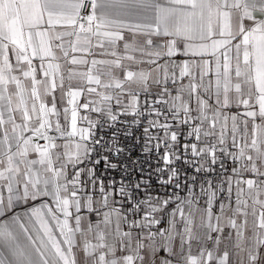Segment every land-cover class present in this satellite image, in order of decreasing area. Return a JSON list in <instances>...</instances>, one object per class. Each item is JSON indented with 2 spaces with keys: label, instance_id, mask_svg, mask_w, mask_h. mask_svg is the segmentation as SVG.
Masks as SVG:
<instances>
[{
  "label": "crops",
  "instance_id": "1",
  "mask_svg": "<svg viewBox=\"0 0 264 264\" xmlns=\"http://www.w3.org/2000/svg\"><path fill=\"white\" fill-rule=\"evenodd\" d=\"M82 2L0 0V264H264V0H96V26ZM150 98L176 116L154 141L239 156L235 201L145 183L139 211L75 170L112 104Z\"/></svg>",
  "mask_w": 264,
  "mask_h": 264
},
{
  "label": "built area",
  "instance_id": "2",
  "mask_svg": "<svg viewBox=\"0 0 264 264\" xmlns=\"http://www.w3.org/2000/svg\"><path fill=\"white\" fill-rule=\"evenodd\" d=\"M81 16H88L97 25L96 0H83ZM175 117L172 110L161 108L155 98L136 106L129 114L117 103L112 104L111 112L95 121L87 139L89 155L75 170H99L104 180L119 188L122 202L139 211L147 202L142 192L145 183L167 187L172 199L192 197L217 184L222 199L235 201L236 195L226 185L240 159L228 146L216 142L199 146L195 134L177 140H153L156 125L169 124ZM68 136L65 131L50 129L37 134L46 142Z\"/></svg>",
  "mask_w": 264,
  "mask_h": 264
}]
</instances>
